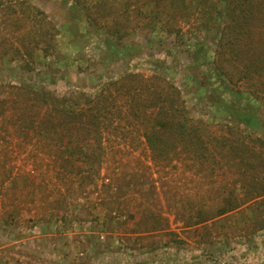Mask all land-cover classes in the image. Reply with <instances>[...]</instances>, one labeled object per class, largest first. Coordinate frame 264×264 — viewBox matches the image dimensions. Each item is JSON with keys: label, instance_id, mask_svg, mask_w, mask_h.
Segmentation results:
<instances>
[{"label": "rangeland", "instance_id": "obj_1", "mask_svg": "<svg viewBox=\"0 0 264 264\" xmlns=\"http://www.w3.org/2000/svg\"><path fill=\"white\" fill-rule=\"evenodd\" d=\"M2 1L26 16L0 11V83L22 79L71 100L127 70L153 79L134 80L148 94L137 91L126 113L111 105L92 184L66 179L54 158L71 155L60 143L66 117L33 139L0 122V264H264V0H26L44 25L21 0ZM162 80L179 89L191 123L203 122L202 146L182 137L147 146L152 121L131 111H149ZM235 199L239 208L191 224L200 206L215 215Z\"/></svg>", "mask_w": 264, "mask_h": 264}, {"label": "trees", "instance_id": "obj_2", "mask_svg": "<svg viewBox=\"0 0 264 264\" xmlns=\"http://www.w3.org/2000/svg\"><path fill=\"white\" fill-rule=\"evenodd\" d=\"M20 2L23 6L25 5L27 7L26 10H29L31 15L35 14L37 16L39 14L42 16V25L48 22L47 15L44 12L35 7H30L26 0H21ZM0 4H3L2 0H0ZM9 9L10 11H13L12 17H8L9 21H20L26 16L24 13L20 14L15 9ZM9 9L5 7L4 9L1 8L0 11L5 12ZM21 11L24 12L22 9ZM6 16L7 14L4 15V17ZM28 17H30V15H28ZM40 27L43 28V26ZM227 29L228 27H225L223 30L226 32ZM53 31L56 32L54 28ZM43 35L47 39L45 29ZM11 47L16 52L20 51L19 48L13 45H11ZM27 52L31 55L29 50H27ZM2 53L3 55L10 54L8 51ZM32 62V59H30V61L24 60V69H30ZM139 79L142 83L150 82L153 78L142 76L131 70H127L118 79H112L104 83L99 91L94 92V90H91L88 93L86 92L87 87H80L73 92L72 95L74 96L71 97V100L61 98L57 96L55 92L47 88H42L39 84L30 83L22 79L18 84L9 81L1 82L0 122L8 124L10 127H17V130L19 128L18 131H20L21 135H24L25 138L33 139L40 135L41 129L46 124L60 126V122L56 125L55 121L58 120L62 122V118L66 117L68 119L66 124L72 129L69 133V137H64L60 143H62L61 149L63 150L66 145L72 147L70 152L71 155L69 157H67L66 154L61 156L59 152L53 157L56 158V160L61 159L63 161L65 168H60V170L63 172L62 174L66 179L74 182L79 179L84 180V178L87 177V181L92 184L102 163L101 156L97 158L95 152L100 146H102L101 140L105 130H108V128L113 125L115 119L110 117L113 111L112 108H114L111 107V105L113 104L112 106L119 108V114L126 113L129 104L136 100L137 91L140 95L143 93L148 94L147 87L141 85V83L136 85L134 80L137 82ZM162 84L166 89L161 87L154 88L151 93L149 90V94L153 97L155 96L156 99V101L153 102V105L149 106V111L147 109L145 111H131L132 116L137 119L140 118L139 114H142L143 112V114L149 117L152 121V123L147 124L142 131V136L146 141L147 146L151 152L154 153L158 147L166 145V141L174 137H182V139L189 144H191L189 141L195 140V143L198 142L202 146L203 143H205L202 139L205 136V133L203 132L205 131L204 127L202 128L203 122L200 121L201 127L195 126L191 123V120L185 115V107L179 89L175 85H171L167 80H162ZM110 86L122 88L121 90L116 89V94L121 92V97L119 96V100L115 99L112 103H110L108 93V87ZM81 98H84L86 103L75 102V100L78 101V99L80 100ZM239 142V138L233 142V150L238 149L237 145ZM256 142L261 143L264 148L263 140L258 139ZM50 145H53L55 148L57 146V144L54 143ZM245 148L246 152H252V146H247V143ZM51 151L54 152L53 150ZM72 158H74V160H72ZM75 166H81V169L78 167L75 171ZM2 168H4V164L2 165ZM70 168L72 169L71 175L68 171ZM18 174H22V179L26 174L28 176V178H26L27 181H35V176L29 173L27 174L26 171ZM102 185H106V183H102ZM4 186L5 179L0 180V189L4 188ZM22 194L21 191V195ZM263 194L255 193L250 199L253 200ZM21 195H19V197ZM224 200H226V198ZM236 202V199L235 201L228 200L226 205L218 207L215 215L208 213L203 206H200V208L197 209L196 215L193 217L194 222H191V224H200L209 221L213 217L222 216L231 212L236 208H239V204H241ZM111 217L115 220L119 216L117 215V212H113ZM263 224L262 228L264 227Z\"/></svg>", "mask_w": 264, "mask_h": 264}]
</instances>
